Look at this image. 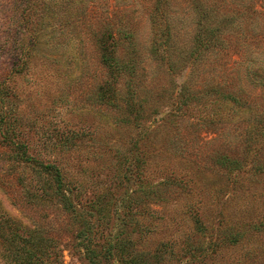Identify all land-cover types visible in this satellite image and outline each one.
Masks as SVG:
<instances>
[{
	"label": "rangeland",
	"instance_id": "1",
	"mask_svg": "<svg viewBox=\"0 0 264 264\" xmlns=\"http://www.w3.org/2000/svg\"><path fill=\"white\" fill-rule=\"evenodd\" d=\"M201 1L212 22L232 21L196 61H185L197 0L164 6L173 36L160 58L149 51L154 0H0V81L15 131L9 144L0 131V207L51 239L62 264H90L77 225L43 195L34 166L13 158L15 144L61 171L80 221L93 224L97 253L125 244L123 257L103 264L155 251L165 264H264V171L248 151L246 111L252 105L264 115V75L253 84L244 71L250 58L264 60V0ZM240 14L243 28L234 29ZM109 32V54L137 62L135 78L102 62L99 40ZM107 87L108 106L99 99ZM257 144L264 165V136ZM224 155L241 168L219 167ZM21 182L39 201H28Z\"/></svg>",
	"mask_w": 264,
	"mask_h": 264
},
{
	"label": "trees",
	"instance_id": "2",
	"mask_svg": "<svg viewBox=\"0 0 264 264\" xmlns=\"http://www.w3.org/2000/svg\"><path fill=\"white\" fill-rule=\"evenodd\" d=\"M195 2V0H194ZM169 3V0H154L153 10L151 11L152 23L156 25L155 28V40H152L151 45L149 46V51L153 57H164V51L170 48V41L172 38V22L166 17V12L164 6ZM200 4L202 5L201 0H197L196 9H197V26L192 34V50L189 52L188 56H184L182 59L186 61L188 58L198 59L201 56V52L208 50L214 40L221 34L223 29H226L228 24L231 23V18L221 17L219 20L212 22V11H207L210 8L201 9ZM257 8V7H256ZM257 11V10H254ZM258 13V12H255ZM241 15V20L236 25L234 29L243 28V14ZM254 27L259 26L257 20H254ZM227 25V26H226ZM261 32H263L261 30ZM111 32L107 33L106 36H103L99 40V47L102 49V62L110 68L111 74L115 76L120 75V70L126 71L125 73L131 74L132 78L137 76L136 70L138 68L137 62L131 60L119 61L116 57H113L109 54L110 48H108L107 42L110 39H113ZM242 35H244L242 33ZM214 46V45H213ZM172 48V47H171ZM131 52V51H130ZM257 55H259L257 53ZM168 56V54H167ZM243 65V64H242ZM241 65V66H242ZM121 71V74H122ZM244 71L246 72V77H248L253 84H259L262 82L264 75V60L259 59L258 56L250 58L244 64ZM186 90V87H185ZM110 89L107 87V92L103 93L102 96H99V99L108 106L113 101V96L110 94ZM7 92L5 80L0 81V131L3 143H8L9 137L13 134L14 129L13 125L8 122L10 115L7 114V107L4 106V98ZM109 93V94H108ZM225 99L232 101L234 104L239 106L246 105L242 103L240 98H236L233 95L227 94ZM188 98V97H187ZM190 99V98H189ZM254 106L247 105L246 111L249 113L250 118L253 119V123L248 136V145L249 152H254L253 162L257 164L255 167L257 172L264 171V165L262 162H258V155L260 147L257 146V142L261 137L264 136V115L262 112H256ZM9 144V143H8ZM15 155L13 158L18 159L17 161L20 164L34 166V173L38 177H43L44 182L42 186V193L48 198H55L59 203L62 204V208L71 215L70 218L72 223L77 225L76 238L79 239L80 247L84 250V256L90 262V264H103V260L111 259L114 254L121 255L125 253V244L123 242H114L111 249H107L104 253H97L95 248L92 247L97 244V238L95 235V230L93 224L87 223L85 221H80L76 205L70 201V191L66 187L67 184L63 182V175L61 171L54 166H45L40 164L33 157L27 155L26 147L23 144H15L14 147ZM216 164L229 171L239 170L240 164L237 160L229 158L228 156H220L216 160ZM254 164V163H253ZM141 175V174H140ZM48 177H51L49 179ZM142 176H139L137 180L140 182ZM19 180V179H18ZM55 181L54 185H51V181ZM20 181V180H19ZM22 181V180H21ZM21 186L25 189V194L27 195L28 201H39L36 195L31 194V192L24 185V182H21ZM143 193L147 197H158V194L145 190ZM130 194V196H132ZM129 196V197H130ZM128 199V198H127ZM131 200V198H129ZM93 205V204H92ZM94 207V205H93ZM79 216V217H78ZM195 224L202 229L203 226L198 220ZM94 230V231H93ZM232 242H237L238 239L236 235L231 236ZM55 243L49 239L45 238L41 230H25L17 221L11 218L1 207H0V264H62L61 262V252L52 251L55 249ZM162 253L155 251L149 254L148 257L143 258L142 255L131 253L130 256L124 257L121 260V264H165L162 263L161 259Z\"/></svg>",
	"mask_w": 264,
	"mask_h": 264
}]
</instances>
